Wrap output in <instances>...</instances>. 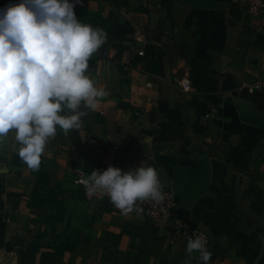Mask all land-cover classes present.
Wrapping results in <instances>:
<instances>
[{
	"label": "crops",
	"instance_id": "obj_1",
	"mask_svg": "<svg viewBox=\"0 0 264 264\" xmlns=\"http://www.w3.org/2000/svg\"><path fill=\"white\" fill-rule=\"evenodd\" d=\"M80 0L106 42L87 75L108 95L47 142L37 170L0 142V264H203L137 208L81 196L93 169L146 165L207 232L208 264H264V0ZM72 2V0H70ZM188 80L190 92L179 86Z\"/></svg>",
	"mask_w": 264,
	"mask_h": 264
},
{
	"label": "clouds",
	"instance_id": "obj_2",
	"mask_svg": "<svg viewBox=\"0 0 264 264\" xmlns=\"http://www.w3.org/2000/svg\"><path fill=\"white\" fill-rule=\"evenodd\" d=\"M80 0H20L0 9V142L10 132L18 155L37 170L50 138L59 128L67 134L81 126L83 108L95 109L108 95L86 74L89 60L107 35L77 18ZM76 183L89 196H107L125 214L138 201L165 198L157 169H93ZM138 210V209H136ZM203 236L191 238L187 252H198L203 264L212 253Z\"/></svg>",
	"mask_w": 264,
	"mask_h": 264
},
{
	"label": "built area",
	"instance_id": "obj_3",
	"mask_svg": "<svg viewBox=\"0 0 264 264\" xmlns=\"http://www.w3.org/2000/svg\"><path fill=\"white\" fill-rule=\"evenodd\" d=\"M18 3H20V0H0V9ZM248 3L250 11L255 14L263 7L261 0H249ZM179 86L186 93L191 90L190 82L186 79L181 80ZM246 88L250 94L261 93L264 96V81H259L249 86L247 85ZM79 174L81 178L83 174L81 172ZM164 193L165 198L163 201L159 203L150 199L138 201L137 208L156 228L160 230H168L173 234L182 237L186 242L197 236L205 237L207 241L206 247L208 248L211 244L209 234L202 229L191 225L181 216L174 193L170 191Z\"/></svg>",
	"mask_w": 264,
	"mask_h": 264
},
{
	"label": "trees",
	"instance_id": "obj_4",
	"mask_svg": "<svg viewBox=\"0 0 264 264\" xmlns=\"http://www.w3.org/2000/svg\"><path fill=\"white\" fill-rule=\"evenodd\" d=\"M81 196H86L84 191H81ZM19 256L21 258L22 263L31 264L30 262L34 259L35 253H26L23 250H19Z\"/></svg>",
	"mask_w": 264,
	"mask_h": 264
},
{
	"label": "water",
	"instance_id": "obj_5",
	"mask_svg": "<svg viewBox=\"0 0 264 264\" xmlns=\"http://www.w3.org/2000/svg\"><path fill=\"white\" fill-rule=\"evenodd\" d=\"M193 197H194L193 194H189V195L185 196L183 198V200L181 201V204L178 207L179 210L182 211L183 206L188 202V200L192 199Z\"/></svg>",
	"mask_w": 264,
	"mask_h": 264
}]
</instances>
